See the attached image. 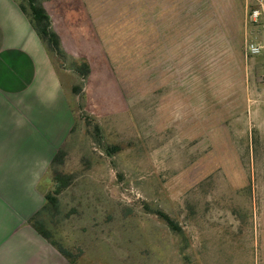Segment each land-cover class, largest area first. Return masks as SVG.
Masks as SVG:
<instances>
[{
  "label": "rangeland",
  "instance_id": "374dc122",
  "mask_svg": "<svg viewBox=\"0 0 264 264\" xmlns=\"http://www.w3.org/2000/svg\"><path fill=\"white\" fill-rule=\"evenodd\" d=\"M74 2L107 65L76 83L70 132L34 151L36 222L72 264H264L250 0Z\"/></svg>",
  "mask_w": 264,
  "mask_h": 264
},
{
  "label": "crops",
  "instance_id": "0c3cea01",
  "mask_svg": "<svg viewBox=\"0 0 264 264\" xmlns=\"http://www.w3.org/2000/svg\"><path fill=\"white\" fill-rule=\"evenodd\" d=\"M49 15L69 63L83 60L90 70L107 65L106 52L96 33L82 25L74 0H40ZM244 45L263 46L264 24L247 25ZM93 41L91 47L84 43ZM17 0H0V264H72L32 227L30 220L43 202L35 194L34 151L56 148L74 123L70 98L80 77L71 70L57 71ZM68 73V74H67ZM70 84H64L63 78ZM252 119L264 131V88L256 91ZM53 146V148H52ZM19 152H22L19 154Z\"/></svg>",
  "mask_w": 264,
  "mask_h": 264
},
{
  "label": "trees",
  "instance_id": "16d2710c",
  "mask_svg": "<svg viewBox=\"0 0 264 264\" xmlns=\"http://www.w3.org/2000/svg\"><path fill=\"white\" fill-rule=\"evenodd\" d=\"M23 1H26L27 6L22 1H20L18 2L19 8L28 18L33 30L44 44L49 55H51V57H53L58 63H61L60 67L63 68L64 60L67 59V57L63 52V50L61 49L58 35L51 28L49 15L42 7L39 0H23ZM70 65L72 71L75 74H77L82 79V81H84L89 76L90 67L85 61L74 60L71 61ZM78 90L79 89L75 86L72 88L73 93L78 92ZM57 160H58V156H55L52 160V164H54ZM45 200L47 201V204L49 205L51 204V207L54 208L57 207V200L54 197L48 195L45 196ZM42 209L45 210V206ZM164 218L166 219L168 224L172 226V222L169 221V219H167L165 216ZM30 222L34 230L43 239L48 241L51 244V246H53L65 259L73 263V261L69 259L68 255L63 251L61 247L57 246L55 243L50 241L49 232L45 230L42 223L36 222L35 215L32 217Z\"/></svg>",
  "mask_w": 264,
  "mask_h": 264
},
{
  "label": "built area",
  "instance_id": "2783aa9c",
  "mask_svg": "<svg viewBox=\"0 0 264 264\" xmlns=\"http://www.w3.org/2000/svg\"><path fill=\"white\" fill-rule=\"evenodd\" d=\"M246 24L248 26L264 24V0H250ZM244 49L245 55L252 59L260 57L263 53V46L253 40L246 41ZM261 82L264 88V60L261 69Z\"/></svg>",
  "mask_w": 264,
  "mask_h": 264
}]
</instances>
